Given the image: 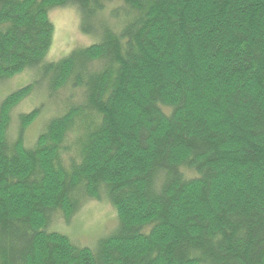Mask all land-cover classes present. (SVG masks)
Returning <instances> with one entry per match:
<instances>
[{"label":"trees","instance_id":"1","mask_svg":"<svg viewBox=\"0 0 264 264\" xmlns=\"http://www.w3.org/2000/svg\"><path fill=\"white\" fill-rule=\"evenodd\" d=\"M64 5L100 40L42 64ZM26 68L53 113L27 145L34 83L0 100V264H264V0H0V79ZM103 199L94 247L52 226Z\"/></svg>","mask_w":264,"mask_h":264},{"label":"rangeland","instance_id":"2","mask_svg":"<svg viewBox=\"0 0 264 264\" xmlns=\"http://www.w3.org/2000/svg\"><path fill=\"white\" fill-rule=\"evenodd\" d=\"M48 16L53 25V32L51 45L43 56L42 64L57 61L74 49L100 40L98 33L82 31L84 23L79 10L74 5L55 7L49 10ZM41 80L42 77L36 68H26L10 79H0V100L13 90L34 83L28 96L11 111L10 133L16 128V119L20 113H27L40 105L44 107L38 118L25 131L27 145H33L42 128L40 127L41 122L53 113L49 107L51 101L45 88L46 85L40 82ZM65 93V89L59 92L62 95ZM53 109L55 111V108ZM52 223V226L60 223L59 229L56 230L67 235L75 244L92 248L100 238L109 235L114 230L117 217L108 201L89 200L80 206L68 221L61 217H54Z\"/></svg>","mask_w":264,"mask_h":264}]
</instances>
